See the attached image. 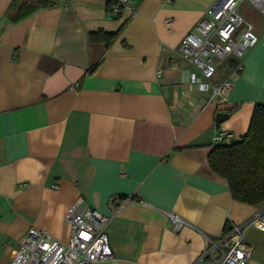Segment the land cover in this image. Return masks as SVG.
Returning <instances> with one entry per match:
<instances>
[{
    "label": "crops",
    "instance_id": "obj_1",
    "mask_svg": "<svg viewBox=\"0 0 264 264\" xmlns=\"http://www.w3.org/2000/svg\"><path fill=\"white\" fill-rule=\"evenodd\" d=\"M134 1L115 16L106 0H0V264L29 226L67 242L79 195L112 215V257L98 264H218L223 246L209 239L264 211L233 198L207 161L215 135L238 139L264 104V13L238 3L257 42L225 98L209 100L178 45L215 0ZM98 30L116 34L106 44L91 38ZM232 61L218 63L213 84ZM218 111L228 116L216 127ZM167 211L185 219L180 229ZM243 235L248 264H264V230Z\"/></svg>",
    "mask_w": 264,
    "mask_h": 264
},
{
    "label": "built area",
    "instance_id": "obj_2",
    "mask_svg": "<svg viewBox=\"0 0 264 264\" xmlns=\"http://www.w3.org/2000/svg\"><path fill=\"white\" fill-rule=\"evenodd\" d=\"M241 0H215L205 11L197 24L180 40L179 53L191 62L197 72H192L190 81L197 83L200 90L212 89L209 98L218 95L225 98L231 90V75L238 73L243 67V58L248 48L255 45L257 35L249 25L243 26L244 20L236 10ZM254 7L264 13V0H248ZM127 10L134 13V0H117L112 14H120ZM166 24L170 20L166 19ZM233 58L230 75L218 85L210 78L215 73L218 63ZM162 69L157 74H162ZM204 82L198 80V76ZM228 130H220L214 137L216 143L229 142ZM51 187L57 188L56 183ZM110 205L114 210L118 206ZM175 230L185 223V219L177 213L167 211ZM106 214L92 207L84 196L79 195L65 214L70 224V238L67 242L55 239L49 232L29 226L21 237L17 253L10 264H98L112 257L106 225L111 219ZM251 225L264 230V211L250 217L247 221L232 225L230 230L218 239H209L214 247L221 248L218 264H248L252 255V245L243 235V228Z\"/></svg>",
    "mask_w": 264,
    "mask_h": 264
},
{
    "label": "trees",
    "instance_id": "obj_3",
    "mask_svg": "<svg viewBox=\"0 0 264 264\" xmlns=\"http://www.w3.org/2000/svg\"><path fill=\"white\" fill-rule=\"evenodd\" d=\"M116 4L117 0H106L107 12L112 13ZM32 8V5H25L19 16ZM115 34L103 30L90 33L92 39L106 44ZM207 161L215 173L225 178L233 198L250 204L264 202V104L253 105L242 136L212 145Z\"/></svg>",
    "mask_w": 264,
    "mask_h": 264
},
{
    "label": "water",
    "instance_id": "obj_4",
    "mask_svg": "<svg viewBox=\"0 0 264 264\" xmlns=\"http://www.w3.org/2000/svg\"><path fill=\"white\" fill-rule=\"evenodd\" d=\"M227 116H228V113L218 111L215 115V126L219 127L220 123L224 121L227 118Z\"/></svg>",
    "mask_w": 264,
    "mask_h": 264
}]
</instances>
